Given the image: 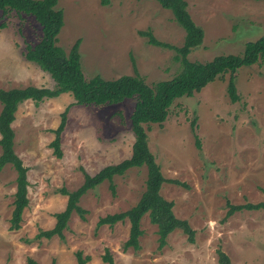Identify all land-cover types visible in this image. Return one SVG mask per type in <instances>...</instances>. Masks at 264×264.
<instances>
[{
	"label": "rangeland",
	"instance_id": "1",
	"mask_svg": "<svg viewBox=\"0 0 264 264\" xmlns=\"http://www.w3.org/2000/svg\"><path fill=\"white\" fill-rule=\"evenodd\" d=\"M104 1L56 0L54 7L63 12L56 44L67 53L80 41L85 80L96 75L104 80L134 76V68L150 87L172 79L180 69L173 60L175 52L149 45L139 35L150 31L158 42L182 47L185 33L171 12L154 0ZM184 1L193 22L203 31L201 45L187 56L191 62L241 55L247 42L264 37V0ZM40 37V26L33 17L0 12V89L53 88L49 75L25 59L27 47ZM9 62L15 64L22 82H13L5 74ZM229 76L175 100L161 125H149L148 148L163 177L181 184L164 183L160 195L173 202L175 217L194 231L193 243L177 229L162 248L147 215L140 221L137 251L124 249L127 219L112 227L95 226L98 218L136 205L145 190V167L114 176V193L110 182L104 181L82 195L78 206L85 210L84 219L73 213L62 239L35 238L38 231L52 229L53 214L65 208L67 197L59 189L73 192L84 182L83 171L94 175L130 157L133 101L75 105L72 96L64 93L38 103H21L10 127L12 151L28 168V206L20 229L9 230L17 173L11 164L5 165L0 171V264H26L28 257L38 264H76V251L89 257L86 264H104L105 249L116 264H219L217 250L231 264H264V210L242 209L227 217L231 205L264 202V59L234 74L239 97L235 103L227 95ZM67 107L61 157L57 158L50 146L51 131Z\"/></svg>",
	"mask_w": 264,
	"mask_h": 264
},
{
	"label": "trees",
	"instance_id": "2",
	"mask_svg": "<svg viewBox=\"0 0 264 264\" xmlns=\"http://www.w3.org/2000/svg\"><path fill=\"white\" fill-rule=\"evenodd\" d=\"M154 1L163 9L171 12L174 22L183 29L185 38L182 47H173L158 42L150 31L139 32L140 36L147 38L149 45L173 50L175 52L173 60L180 67L172 79L159 81L150 87L138 75L135 68L134 76H121L115 80H104L96 75L85 80L80 64V41L77 40L67 53L56 44L57 36L63 26V12L54 8L56 0H0V12L3 16L13 11L33 17L40 26L41 37L33 46L27 47L25 59L35 63L41 71L47 73L54 84L52 89L34 86L22 89H0V103L2 105L0 112V147L2 150L0 171L5 165L11 164L17 173L9 230L17 231L20 229L23 210L28 206L27 190L29 186L27 181L28 168L12 151L14 133L10 126L14 120V113L17 107L26 100L38 103L44 99L56 98L60 94L68 93L72 96L75 105L105 106L132 100L133 106L129 115V126L134 142L129 158L120 163L105 166L94 175H89L83 171L84 182L73 192H68L64 188L59 189V193L67 197L65 208L61 212L53 214L55 223L52 229L38 231L35 238L50 239L53 236H58L62 239L63 230L66 229L67 222L73 213L84 219L85 210L78 206L82 195L104 181L110 182L109 187L114 193V185L112 184L114 176H122L131 168L145 167L147 171L145 190L136 205L127 211L107 214L98 218L96 228L112 227L127 219L129 234L124 243V249L131 248L137 251L140 249L139 238L142 235L140 221L143 216L147 215L149 222L156 227L159 248L165 245L168 235L177 229L187 235L189 243H193L194 231L186 221L175 217L173 202L165 200L160 195L164 183L179 186L181 184L163 177L159 165L148 148L147 131L149 125H161L166 120L169 108L175 100L200 92L207 84L225 74L230 75L226 87L227 95L232 103L237 102L239 97L234 74L239 68L252 66L264 59V37L253 42H247L241 55H221L204 63L191 62L187 56L193 49L201 45L203 31L193 22L187 10V3L184 0ZM68 110L69 107L60 114L57 128L51 131L54 140L50 146L57 158L61 157L60 136L65 128ZM191 127H194V122L191 123ZM195 140L196 147L199 148L197 136H195ZM242 209L264 210V202L239 206L231 205L227 217ZM74 255L76 264H86L89 261V257L83 256L80 251H76ZM217 255L219 264H231L228 256L222 251L217 250ZM101 260L104 264H116L107 249H105ZM26 264L38 263L28 257ZM52 264L54 263L52 262Z\"/></svg>",
	"mask_w": 264,
	"mask_h": 264
},
{
	"label": "clouds",
	"instance_id": "3",
	"mask_svg": "<svg viewBox=\"0 0 264 264\" xmlns=\"http://www.w3.org/2000/svg\"><path fill=\"white\" fill-rule=\"evenodd\" d=\"M5 74L13 81V82H22L20 80L17 79V74H16V67H15V64L12 63V62H9L5 69Z\"/></svg>",
	"mask_w": 264,
	"mask_h": 264
}]
</instances>
